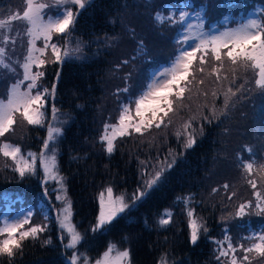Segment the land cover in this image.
Segmentation results:
<instances>
[{
    "label": "trees",
    "instance_id": "16d2710c",
    "mask_svg": "<svg viewBox=\"0 0 264 264\" xmlns=\"http://www.w3.org/2000/svg\"><path fill=\"white\" fill-rule=\"evenodd\" d=\"M10 1L0 0L3 15H9L7 8ZM15 1L19 6L18 12L23 13L26 0ZM191 2L196 7L201 3L210 5L206 25L211 26L216 23L223 25L224 15L239 19L247 15L251 8L258 10L264 0H233L235 6L225 8L215 7L220 0ZM179 4L180 0H92L91 6L81 11L75 31L68 37L74 46L75 41L81 42L82 55L63 64L49 62L44 71L45 80L43 83L40 81L46 88L55 84L54 104L68 117L62 126L63 137L59 143V169L65 175L75 224L85 237L78 248L82 254L93 258L112 241L121 248L129 246L134 264H161L162 261L166 264H228L227 258L216 259L215 241L224 239V229L230 230L233 245L243 243L248 247L255 241L242 238L264 225V214L257 215L254 208L243 218L235 217L239 204L247 201L255 203L254 190L247 179H256L260 190L264 188V172L260 170L264 165V95L252 83L254 78L250 70L252 79L246 87H250L251 91L241 90L235 97L230 96L227 107L223 94L233 80V74H228L227 80L218 82L216 96H213L200 88L198 79H201V74L197 71L182 106L177 101L174 111L169 113L159 129L153 127L142 136L134 133L118 139L111 155L105 151L100 140L105 125L100 121V113L107 106V100L116 108L109 124L116 123L119 116L120 104L117 108L114 96V71L120 72L122 66L131 63V59L137 61L135 64H142L138 80L140 88L153 70L163 61L171 59L175 49L173 34L179 25H171L166 20L157 23L154 16L160 12L166 18L168 9ZM159 25L168 33L160 36L164 42L161 48L163 51L168 49L167 52L160 50L151 56L144 53V61L136 59L138 41L143 47L150 45L151 37H154L152 31ZM57 71H60L58 81L55 77ZM235 75V84L238 85L241 80L239 72ZM8 85V80L0 85L1 98L7 94ZM233 91H236L235 87ZM256 107L261 109L258 117H254ZM190 120V131H193L196 143L192 148L185 149L184 125ZM48 123H51L50 119L45 121V124ZM18 124L21 126L17 127ZM177 133L180 135L177 136ZM46 136V127L29 125L17 114L13 131L0 137V142L18 145L24 153H39ZM248 149H251L252 156ZM165 157L170 161L174 159L175 163L164 173L161 183L148 191L142 201H136L134 207L118 216L107 226L106 232H91L98 215L97 198L101 190L111 185L117 193L127 195L131 200L138 188L144 190L141 173L145 165L156 164L158 159ZM253 157V173L248 176L242 168L241 159L248 162ZM0 158L5 157L0 154ZM39 164L38 160L37 175L23 178L12 167L0 166V214H4L8 207H13L11 211L16 212L19 205L28 207L29 203L35 202L40 205L37 210L48 211L51 220L49 230L42 233L39 239L24 240L22 252L13 258L0 257V264H69L66 255L70 252L65 253L59 238L51 202L41 192ZM225 185L228 187L225 188ZM187 197H192L191 201H178V198ZM130 202L133 203L132 200ZM188 208L195 210L196 217L207 228L206 233L201 231L195 245L190 243ZM166 210L172 213L171 223L161 227L158 220ZM46 240L51 242L45 243ZM236 256L242 257L243 252L238 250ZM249 257L251 264L264 260V256L255 252Z\"/></svg>",
    "mask_w": 264,
    "mask_h": 264
},
{
    "label": "snow or ice",
    "instance_id": "6c2138e0",
    "mask_svg": "<svg viewBox=\"0 0 264 264\" xmlns=\"http://www.w3.org/2000/svg\"><path fill=\"white\" fill-rule=\"evenodd\" d=\"M92 0H26L25 10L22 15L17 13L8 20H0V70L7 69L15 73V69L7 63L9 53L7 45H15V39L10 35V25L13 21L22 20L27 25L26 35L28 39L27 54L24 62L20 64L22 69V79H18L11 85L7 98H0V137H5L7 133L13 131L16 124V116L20 114L29 124L46 127L47 136L42 141V149L39 153L22 152L18 145H13L7 141L0 142V154L5 158H10L13 162L12 170L17 172L21 178L38 174L39 169L43 174V182L49 181L59 185L54 189L59 194L56 199L61 201L59 211L56 213L55 221L60 233V240L66 250H72V255L68 257L69 264H81L82 254L78 251V246L84 241V235L72 222V205L66 193L64 177L60 174L58 156L59 143L63 137L64 120L59 115V110L55 107V84L51 88L43 87L40 81L45 76L44 69L51 63L63 64L73 58H79L82 53L81 42L68 39L75 31L77 18L81 11L87 6H91ZM233 0H220L216 8L234 7ZM73 8L76 10L74 11ZM210 5L201 3L196 7L191 0H180L179 6L168 9V16L165 18L157 12L154 19L157 23H164L165 20L171 25H179L177 35L174 37L178 44L177 54L170 59L167 66H161L158 70L150 74V79L135 94L130 91V87L118 89L125 94V99L120 102L119 116L114 124H105L100 137L104 144L105 151L111 155L116 149V141L123 137L139 134L144 135L153 127L159 129L165 124V118L174 111V104L181 103L186 98L185 93L191 91V84L195 80V73H205V66L212 61L210 75H215L216 81L227 80L228 76L220 75L224 69L225 62L231 67L233 80L230 82L227 91L223 94L224 104L227 107L229 97H235L245 85L249 84L247 78L240 85L235 84L236 72L239 69L251 71L255 88L264 95V12L250 10L251 15H245L236 20V26H228L234 17L223 16L224 25H213L211 29L205 28L208 19ZM195 20V23L193 22ZM63 39V46L59 42H54V36ZM42 41V46L37 42ZM142 44V42H141ZM49 51L52 60L47 59ZM140 52H143L141 47ZM198 61L199 67L194 64ZM16 63H19L17 61ZM125 64L129 63L124 61ZM35 69V71L33 70ZM59 75V74H57ZM131 74H129L130 79ZM203 84V79L199 80ZM233 87L236 91H233ZM207 96V93H203ZM216 96V93H212ZM50 106V107H49ZM213 113L215 108L212 109ZM50 113V116H49ZM50 119L51 123L45 124ZM207 120V117H204ZM211 123V121H208ZM170 123V121H168ZM185 149L192 148L196 139L193 134L192 121L185 125ZM202 130V126H201ZM180 133H177L179 136ZM252 156L251 149L247 150ZM255 158L245 162L241 159V165L251 176L253 173ZM175 160L165 157L157 160L156 164H146L141 173V185L132 194L130 205L124 194H115L112 187H107L99 195V212L96 223L91 227L93 233L103 234L108 230L107 226L121 214L135 206L136 201H142L148 191L157 187L161 183L164 173L171 169ZM261 172H264V165H261ZM247 183L254 190L253 201H247L238 205L235 217L243 218L250 214L253 208L257 215L264 214V191L258 187L256 179H247ZM225 188L228 186L225 185ZM47 194V188L44 190ZM235 195V193H233ZM19 199V197H18ZM192 197L178 198V201H191ZM231 199V197H229ZM41 215L45 221L50 219L49 212L41 209ZM33 209L31 207L22 210L15 215L7 213L0 214V257L7 256L13 258L18 252L23 250V241L37 240L42 233L49 230L48 223L33 224ZM190 243L195 245L200 239L201 231L207 232L206 226L196 217L195 210L188 208ZM233 217V218H235ZM172 213L166 210L161 214L158 224L164 227L171 223ZM28 227H25V226ZM229 229H224V239L215 241L217 245V260L227 258L228 264H251L249 254L255 252L264 256V225L258 230H253L247 237L250 243L245 247L243 243L233 245L229 235ZM46 240L45 243H50ZM226 245V247H225ZM242 251L243 256L237 257L236 252ZM115 253V255H113ZM131 253L129 249L122 251L117 249L115 243L110 242L108 248L103 252L102 258L97 259L95 264H130ZM83 264H88V259L83 256ZM161 264H166L162 261Z\"/></svg>",
    "mask_w": 264,
    "mask_h": 264
},
{
    "label": "rangeland",
    "instance_id": "374dc122",
    "mask_svg": "<svg viewBox=\"0 0 264 264\" xmlns=\"http://www.w3.org/2000/svg\"><path fill=\"white\" fill-rule=\"evenodd\" d=\"M16 2L17 1H15V0H11L10 1L9 5H8V8H7L8 12H9V15H3L2 12L0 11V20H8L12 15L19 13L18 12L19 6L16 4ZM232 9H235V8H232ZM250 10H255V11H258V12H264V3L261 4L260 9H258V10L253 9V8H251ZM250 10H248L247 15H251L252 14ZM21 15H22V13H21ZM236 20H237V18H235V21H232L228 26L235 27L236 26ZM193 22L195 23V20H193ZM206 22H207V20H206ZM206 22H205V28L206 29H211L214 24H211V26H207ZM215 25H220L222 27L224 24L221 25V24H217L216 23ZM158 27H159V29H158ZM158 27H155L153 29V31H152V34L154 35V37H151L152 40H151V44L150 45H148L146 47H143L142 44H141V41L140 42L138 41V43L136 45V48H135L136 49L135 50V53H136L135 58L136 59L140 60V58H141V61H144L145 59H142V57H144V53H148L149 56H151L152 54L156 55V53L159 52L160 50L163 51V48H161V47L163 46L164 42H163V40L161 39L160 36L162 35V33H164L165 35H167L168 33L165 32V28L164 27H161L160 25ZM10 28H11V32L10 33L6 32L4 34L10 35L12 38H14L15 39V45H12L11 43L9 45H7V51L9 53V57L7 58V63H9L15 69V73H11L7 69L0 70V85L5 80L9 81V85H8L9 88L7 90V94L9 92V89H10L11 85L14 84L18 79H22V69L20 67V64H22L24 62V58H25V56L27 54L28 39H29V37L26 35L28 25L24 21H22V20L13 21L11 23V25H10ZM53 41L54 42H59L61 44V46H63V44H62L63 43L62 42L63 39L60 36H58V35L54 36L53 37ZM158 42H159V44H158ZM37 44H38V46H42V41H38ZM123 44H124V47H125L126 43L123 42ZM141 47L143 48V52H140ZM145 49H147V50H145ZM167 50L168 49H164L163 52L165 53V52H167ZM176 54H177V52L174 54V56ZM81 55H82V53L80 54V56ZM47 59L48 60H52V56H51V52L50 51L48 53ZM73 59H75V58H73ZM131 60H132L131 63H129L128 65L122 66L120 72L114 71V74H113V76L115 78V81H116V85H115L116 88H115V92H114L115 95L114 96H115L117 108H118V105L120 104V102L125 99V94L123 92H119L118 93V91H117L118 89H123L124 87L127 86V87H130V91L133 94H135L134 90L139 88L138 80H139L140 75H141L140 69H141L142 64H135L137 61H135L133 59H131ZM17 61H19V63H16ZM168 64H169V61L168 62L167 61H163L159 65L158 68L153 70V72L158 70L162 65L163 66H167ZM194 67L195 68L199 67L198 61L194 64ZM211 68H212V61L210 59L209 60V64L205 66V73L204 74L200 73L201 74V79H203L204 83L202 85L201 84H199V85H200L201 89L206 90L207 92L213 93V92H217V90H218V89H216V86H217L218 82L216 81L215 75H210L209 74V73H211ZM33 70L35 71V69H33ZM44 71H45V69H44ZM59 72L57 71V73L55 74L56 75L55 77H56L57 81L59 80V77H60ZM237 72H239L238 77L241 78V80L239 81L238 85L242 84L245 78H247L249 80V84H250L253 75L251 77L249 75V72L248 71L245 72V70H243V69H239ZM57 74H59V75H57ZM129 74H131L130 79L128 78ZM150 74H149V76H147L148 80L150 79ZM228 74H232L231 67H230V65H227L225 63L224 69L221 71L220 75L224 76V75H228ZM201 79H198V82ZM44 80H45V76L41 80V83H43ZM148 80H145V81L147 82ZM249 84L245 85V89L247 88L246 86H249ZM219 91H221L220 88H219ZM243 91L244 90H242V92ZM1 94L2 93L0 91V98H1ZM6 95L3 96V99L7 98ZM112 97L113 96L110 97V100H111ZM178 104L182 106L183 102L181 103L179 101ZM106 105L107 106H105V108H103L101 110V113H100L101 120L100 121L104 122L105 124L106 123L109 124V123H112L116 108L114 109V105L115 104L109 103L108 100H107V104ZM56 108L59 110V107H56ZM256 108H257L256 109V114H254V117H258V115L261 114V109L258 108V107H256ZM58 114L62 116V119L64 120V123H66L68 121L67 115L65 116V114H63L60 110H59ZM176 116H178V114H176ZM252 125L255 128V130H256V123H255L254 120H253V124ZM20 126H21V124L17 125V127H20ZM23 130H25V129L23 128ZM256 136H257V134H256ZM0 141H1V139H0ZM256 146H257V143H256ZM41 147H42V145H41ZM58 151L60 152L59 149H58ZM12 164H13L12 161L9 160L8 158H6V159L5 158H0V166H2V167L8 166L10 168V167H12ZM58 164H59V161H58ZM257 170H259V169L257 168ZM60 174L64 177L65 186L67 188V182H66V179H65V175L63 173H61V171H60ZM39 183L41 184V192H42V194H45L44 190H45V188H47V194H45V197H46L47 201L51 202V205H52V208H53V212H54L53 213L54 214V220H55V216H56V213L59 211V208H60V205H61V201H58L56 199V195L59 194V193L57 191H55L54 189H58L59 185L56 184L55 182H52V181H49L47 184H45L43 182V174L41 175ZM109 186L112 187L111 185H106L104 187V189L101 190V192H104L105 189L107 187H109ZM113 190H114V188H113ZM262 191H264V188L262 189ZM100 193L98 194V198H97L98 202H99ZM114 193L115 194H120V193H117L116 190H114ZM66 195H67L68 199L70 201H72L71 200V196L68 193H66ZM125 197H126L127 202L131 205V202H130L131 200L128 199L127 195ZM72 204L73 203H71V205ZM19 206H20V208H19V210H16V212L11 211L13 207H8V209L4 213H7L8 215H15L16 213H18V212H20L22 210H26L27 208L31 207L33 209V212L36 211L35 212L36 216H34L35 213L32 216V221L34 219V223L33 224H42V223H45V222H47L49 224V222L51 221L50 219L48 221H45L44 216L41 215V212H39V210H37V208H39L40 205H38V204L36 205L35 202L29 203L28 207H22L21 205H19ZM71 211H72V222L75 224L74 214H73V207L71 208ZM98 212H99V207H98ZM55 224H56V221H55ZM75 225L77 226V224H75ZM25 227H27V225ZM57 229H58V227H57ZM58 233H59V230H58ZM59 236H60V233H59ZM110 242H112V241H110ZM110 242H108V244H107L108 246H109ZM63 243H67V239H65V241ZM63 243H62V245H63ZM112 243H115V242H112ZM115 245L117 246V249L120 250V251H122L124 249H129L130 250L129 246L125 247V248H121V247H119L118 244H115ZM108 246H107V248H108ZM78 251H79L80 254H82L80 252L79 248H78ZM104 251H102L100 254L96 255V258H93V256H90L88 254H82L81 264H83V256L87 257L88 264H95L97 259H101L102 258V254H103ZM67 252H70L69 255H66L67 260L69 262L68 257H70L72 255V250H66L65 253H67ZM113 255H115V253H113ZM250 261H251V259H250ZM256 261H257V259H256ZM263 261L264 260H261L259 264H264ZM130 264H134L133 260H132V254H131Z\"/></svg>",
    "mask_w": 264,
    "mask_h": 264
}]
</instances>
